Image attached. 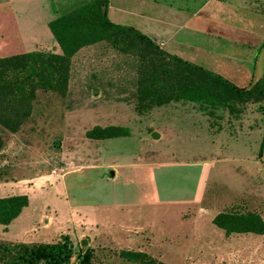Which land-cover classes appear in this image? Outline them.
Here are the masks:
<instances>
[{
    "label": "rangeland",
    "instance_id": "374dc122",
    "mask_svg": "<svg viewBox=\"0 0 264 264\" xmlns=\"http://www.w3.org/2000/svg\"><path fill=\"white\" fill-rule=\"evenodd\" d=\"M80 1L0 0V58L59 54L47 23ZM252 48L253 83L264 77V38ZM126 70L105 43L87 46L70 59L64 95L38 90L16 132L0 127V198H27L0 225V244L65 236L75 252L92 250L90 264H131L119 251L165 264H264V233L226 237L211 223L231 211L264 224V101L237 116L189 103L139 113ZM94 126L129 134L86 139Z\"/></svg>",
    "mask_w": 264,
    "mask_h": 264
},
{
    "label": "trees",
    "instance_id": "16d2710c",
    "mask_svg": "<svg viewBox=\"0 0 264 264\" xmlns=\"http://www.w3.org/2000/svg\"><path fill=\"white\" fill-rule=\"evenodd\" d=\"M107 0H88L60 14L47 28L60 53L28 52L0 58V127L13 133L30 115L36 92L64 95L70 59L81 49L105 43L134 71L132 96L137 112L169 103H189L208 114L226 110L237 116L247 104L264 101V77L237 87L203 67L170 56L146 36L107 19ZM127 128L94 126L84 137L107 140L128 136ZM23 195L0 198V225L7 226L26 207ZM212 225L224 236L262 235L264 224L254 213H218ZM118 258L131 264H165L141 252L119 251ZM90 264L92 250L75 252L63 236L52 244L27 246L0 244V264Z\"/></svg>",
    "mask_w": 264,
    "mask_h": 264
},
{
    "label": "crops",
    "instance_id": "0c3cea01",
    "mask_svg": "<svg viewBox=\"0 0 264 264\" xmlns=\"http://www.w3.org/2000/svg\"><path fill=\"white\" fill-rule=\"evenodd\" d=\"M61 1L62 6L71 3ZM262 8L264 0H107L106 15L111 23L146 36L164 53L195 65L207 62L206 70L237 87H246L252 83L249 63L257 60L252 58V47L264 38ZM260 50L255 49V55L259 56ZM252 66L259 71L257 63ZM121 70L115 71L117 77ZM125 73L131 80L134 71ZM111 80L105 81L109 84ZM185 104L169 103L151 109L165 111Z\"/></svg>",
    "mask_w": 264,
    "mask_h": 264
}]
</instances>
